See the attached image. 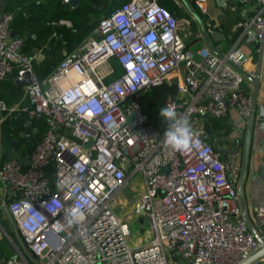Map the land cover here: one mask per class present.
Listing matches in <instances>:
<instances>
[{"label": "built area", "instance_id": "obj_1", "mask_svg": "<svg viewBox=\"0 0 264 264\" xmlns=\"http://www.w3.org/2000/svg\"><path fill=\"white\" fill-rule=\"evenodd\" d=\"M11 18L0 11V81L19 76L22 83L10 102L0 97V121L23 115L22 125L36 119L40 131L24 162L1 158L0 180L11 193L4 208L33 264H240L260 246L221 158L229 146H215L206 126L208 117L231 108L246 122L253 114L240 44L264 50V0L236 21L234 40L220 53L192 51L188 44L202 37L201 29L157 0H125L40 78L33 59L42 51L21 50L22 36L9 33ZM180 66V95L167 94L163 107L190 122L194 135L184 152L164 146L167 126L159 128L138 103L144 88L170 82ZM136 179L141 188L120 213L117 194ZM75 207L86 218L69 227L66 216ZM252 211L264 241L263 207ZM134 223L147 229L140 243L129 242ZM263 257L247 264H264ZM3 261L27 264L19 254Z\"/></svg>", "mask_w": 264, "mask_h": 264}, {"label": "crops", "instance_id": "obj_2", "mask_svg": "<svg viewBox=\"0 0 264 264\" xmlns=\"http://www.w3.org/2000/svg\"><path fill=\"white\" fill-rule=\"evenodd\" d=\"M38 1L44 2L45 0ZM123 1L125 0H121L119 3ZM172 1H174L177 10L178 4L181 2L186 6V18L185 20H182L183 23L189 24L193 28L197 27V29H201L202 37L195 39L193 38V40L188 44L189 47L194 43L196 45L194 50L201 49L202 47H207L210 51L220 53L226 50L234 40V37L236 35V21L245 13L249 12V10L260 0H223V3H218L217 0H202L203 4L201 6L202 8L200 9L199 14L201 18H204L203 20L194 15V8L191 6L190 0ZM226 1L232 2L233 4L227 5ZM234 6H237L238 8L236 7L237 9H235ZM2 9H5L4 0H0V11ZM229 9L231 10L229 11ZM227 10L229 13L237 16V18L228 17ZM178 11L175 12L179 16ZM234 18H236L237 20L234 21ZM59 24L61 25V23ZM206 24H209L211 26V31H217L215 37L211 36V31L205 30ZM240 49L243 52V58L241 62V67L244 71L242 87L245 90L251 92L255 97V109L253 110L254 119L252 122L248 141V151L241 191L247 218L252 227L257 230L258 224L252 211L253 205L258 204L263 207L260 222L264 223V128L260 126L258 118L260 108L264 110V50H262L261 52H255L250 44H240ZM64 52L65 51H63L62 54ZM41 53L42 54L40 56L34 58L35 61L40 60V58L44 56L43 52ZM111 62H113L114 67L115 65H117V63L113 59H111ZM182 72L183 67L180 66L176 71V75L171 78V81L176 82L177 80H180ZM7 80L0 81V86L2 87V89H4L3 92L8 97L5 98L1 94L0 96L5 98L6 100L10 98L11 101L13 100V98L11 99L12 92L10 88H7ZM174 94L178 96L180 95L176 93V91L174 92ZM207 121V127H210L213 132H215V134L219 136L218 138L220 143H218V145H222L224 147L229 146L227 148H230V146H234L233 149L235 151L233 158L228 160L226 163L228 165V176L232 179L236 188V183L241 169L242 150L244 146L245 130L248 122H246L232 108L229 109L224 116H221L219 118L208 117ZM39 124L40 122L36 119L28 122L26 126L22 125L18 127L10 121H0V160L5 154H11L15 157H18L20 161L24 162V156L27 152L26 149L28 147L27 143H31L33 139L35 140V138L38 137V133L36 134V132L40 131V128L37 127V125ZM25 129L30 133L29 136H25L27 139L26 142L22 137L24 135ZM234 139H238L236 144L234 143ZM137 182L138 181L136 179L135 181H130L128 183H132L134 184L133 186H135ZM128 183H126V185ZM126 185L117 194V204H120L118 200H121V193L123 195L127 187ZM130 188H132V185ZM140 188L141 186L138 188V191L140 190ZM136 195H134L133 197L135 198ZM10 197L11 193L7 190L5 183L0 180V206L4 207L3 203ZM7 247V244H3V248L9 250L10 248ZM13 254H19L27 261V264H33L32 257L27 251L24 255L23 252L16 247V251ZM1 260L2 259H0V263L2 262Z\"/></svg>", "mask_w": 264, "mask_h": 264}, {"label": "trees", "instance_id": "obj_3", "mask_svg": "<svg viewBox=\"0 0 264 264\" xmlns=\"http://www.w3.org/2000/svg\"><path fill=\"white\" fill-rule=\"evenodd\" d=\"M100 1L79 0L78 4L71 8L62 0H45L44 2L38 0H4L5 10H9L12 14L10 28L14 30L15 34L23 38L21 50L33 54L37 49H41L44 54L40 60L35 61L33 59V70L39 78L51 70L62 56L63 51L66 52L71 49L74 44L80 42L91 31L96 22L87 20L86 14L94 4ZM157 1L174 13L178 11L172 0ZM64 18L70 21L69 25L58 23L59 19ZM117 67L115 65L116 69ZM6 82L7 88H10L12 92L11 99L19 96L20 86L16 85L13 80ZM150 87L149 93L142 92L139 94L138 103L143 113L159 128L164 129V125L159 124L160 121H165L160 117L159 110L163 108L165 96L174 94L175 82H161ZM6 101L10 102V98ZM5 121H10L18 127L24 123V117L23 115L17 119L7 117L2 120V122ZM22 137L26 142L25 135ZM27 145L26 150L31 144L27 143ZM234 151L232 148L220 149L221 158L227 162L233 158Z\"/></svg>", "mask_w": 264, "mask_h": 264}, {"label": "rangeland", "instance_id": "obj_4", "mask_svg": "<svg viewBox=\"0 0 264 264\" xmlns=\"http://www.w3.org/2000/svg\"><path fill=\"white\" fill-rule=\"evenodd\" d=\"M121 0H101L100 2L94 4L91 8V10L86 14V19L90 21H95L97 20L104 14L110 11L113 7H115ZM192 1V2H191ZM191 6L194 8V15L196 17H199L201 20L204 18L200 17V9L202 8L203 1L202 0H190ZM229 3V4H228ZM227 5H232V2L226 1ZM237 5V4H236ZM237 6H234L235 9ZM178 14L182 20H185V10L186 6L181 3L178 4ZM231 9H229L230 11ZM228 12V10H227ZM227 16L230 18L236 17L232 13H227ZM234 18V21L237 20ZM68 20V19H67ZM63 26V25H62ZM191 36V35H190ZM189 36V37H190ZM196 45L193 43L190 45L191 50L194 51ZM150 86L144 88L142 92L149 93L150 92ZM4 89L0 86V94L4 97H8L5 95L3 92ZM160 125H164V127L167 126L166 121H160ZM207 132L209 133L210 140L213 141L215 146H218L219 142V136L213 132V130L210 127H207ZM227 148V147H226ZM137 184L133 186L134 184L128 183L126 186V190L124 191L123 195L121 193V200H118L120 204L115 205V208L120 212L124 213L129 207L132 202V199L134 198L133 196L136 195L138 188L140 187V182L139 179H137ZM132 185V188H130ZM136 191V192H135ZM135 192V193H134ZM139 223H134L131 227L132 234L129 236V242H137L140 243L144 241L145 236L147 234V229L146 227ZM141 227V228H140ZM3 244H7V246L10 248L9 250L3 248ZM7 247V248H8ZM16 247L19 248L23 254H26L25 249L22 246L21 242V237L18 232V229L14 222L12 221V218L10 217L9 213L6 211L4 207L0 206V259L3 261L5 258H7L10 255H13V253L16 251ZM0 264H4V261L1 262Z\"/></svg>", "mask_w": 264, "mask_h": 264}, {"label": "clouds", "instance_id": "obj_5", "mask_svg": "<svg viewBox=\"0 0 264 264\" xmlns=\"http://www.w3.org/2000/svg\"><path fill=\"white\" fill-rule=\"evenodd\" d=\"M152 39L153 37H149L145 43H150ZM159 115L167 122V128L164 131V146L176 152L188 150L194 135L188 118L178 114L170 106L160 108ZM85 218V213L79 207H75L66 216V223L69 227L82 225Z\"/></svg>", "mask_w": 264, "mask_h": 264}, {"label": "water", "instance_id": "obj_6", "mask_svg": "<svg viewBox=\"0 0 264 264\" xmlns=\"http://www.w3.org/2000/svg\"><path fill=\"white\" fill-rule=\"evenodd\" d=\"M62 1L66 4H68L71 8L75 7L79 2V0H62ZM217 2L223 3V0H217ZM9 33H10V35L15 34L13 29H10ZM216 34H217V31H215V30L211 31L212 37H215ZM14 82L16 84H20V83H22V80L19 76H15ZM133 117H134L133 113H130L128 115V119L131 121V123L133 121ZM258 118H259L260 126L262 128H264V110H262V108H260V110H259V117ZM253 119H254V111H253V114H252V116L248 122L246 130H245L244 146H243V150H242V160H241L242 163H241L240 174H239V177H238V180L236 183V192H237V197H238V204H239L240 211H241V216H242L243 220L245 221V223L247 224L248 228L254 234L255 238L259 241L260 246L257 249H255L253 252H251L247 256V258L245 260H243L240 264H247L255 258H259V257L264 256V241L261 239V237L256 232V230L252 227V225L250 224V222L247 218L245 206H244V202H243V197H242V191H241V185H242V181H243V177H244L245 163H246L247 151H248V141H249L250 130L252 127ZM29 120H31V118H29Z\"/></svg>", "mask_w": 264, "mask_h": 264}]
</instances>
